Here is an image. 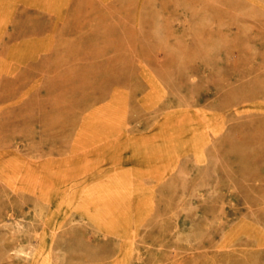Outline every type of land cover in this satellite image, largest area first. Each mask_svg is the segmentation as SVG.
I'll return each mask as SVG.
<instances>
[{
  "label": "rangeland",
  "instance_id": "obj_1",
  "mask_svg": "<svg viewBox=\"0 0 264 264\" xmlns=\"http://www.w3.org/2000/svg\"><path fill=\"white\" fill-rule=\"evenodd\" d=\"M0 264H264V0H0Z\"/></svg>",
  "mask_w": 264,
  "mask_h": 264
}]
</instances>
